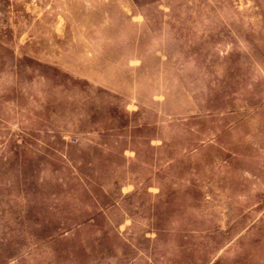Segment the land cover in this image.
I'll list each match as a JSON object with an SVG mask.
<instances>
[{"label": "rangeland", "instance_id": "374dc122", "mask_svg": "<svg viewBox=\"0 0 264 264\" xmlns=\"http://www.w3.org/2000/svg\"><path fill=\"white\" fill-rule=\"evenodd\" d=\"M0 264H264V0H0Z\"/></svg>", "mask_w": 264, "mask_h": 264}]
</instances>
